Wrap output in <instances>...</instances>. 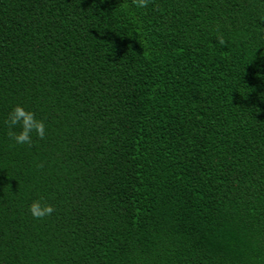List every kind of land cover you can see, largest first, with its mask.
<instances>
[{
    "label": "trees",
    "instance_id": "16d2710c",
    "mask_svg": "<svg viewBox=\"0 0 264 264\" xmlns=\"http://www.w3.org/2000/svg\"><path fill=\"white\" fill-rule=\"evenodd\" d=\"M0 264H264V0H0Z\"/></svg>",
    "mask_w": 264,
    "mask_h": 264
},
{
    "label": "clouds",
    "instance_id": "9594fccd",
    "mask_svg": "<svg viewBox=\"0 0 264 264\" xmlns=\"http://www.w3.org/2000/svg\"><path fill=\"white\" fill-rule=\"evenodd\" d=\"M149 2L150 0H132V3L137 8H147ZM217 41L222 46L226 44L223 35H218ZM5 123L8 126L7 134L9 138L14 140L17 144L31 145L33 132H35L40 139L45 138L46 130L44 122L37 119L32 111L26 110L21 105L13 106ZM17 126H19V131L14 130ZM39 167H43V165L41 164ZM29 211L34 218L43 219L50 216L55 211V208L43 198H39L31 202Z\"/></svg>",
    "mask_w": 264,
    "mask_h": 264
}]
</instances>
